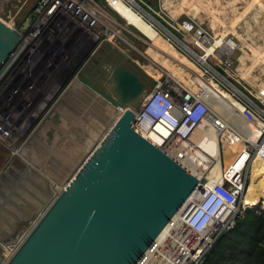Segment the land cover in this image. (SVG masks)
Instances as JSON below:
<instances>
[{"label": "water", "instance_id": "obj_1", "mask_svg": "<svg viewBox=\"0 0 264 264\" xmlns=\"http://www.w3.org/2000/svg\"><path fill=\"white\" fill-rule=\"evenodd\" d=\"M19 39L0 19V76ZM76 70L66 87L82 92L65 101L69 89L61 93L60 108H48L25 137L23 150L35 140L34 159L14 153L0 168V264H134L203 181L131 128L151 80L123 50L104 39ZM66 120L102 132L76 161L62 148Z\"/></svg>", "mask_w": 264, "mask_h": 264}, {"label": "built area", "instance_id": "obj_2", "mask_svg": "<svg viewBox=\"0 0 264 264\" xmlns=\"http://www.w3.org/2000/svg\"><path fill=\"white\" fill-rule=\"evenodd\" d=\"M122 1L156 36L190 63L192 73L199 77L195 79L196 88L185 86L145 52L136 49L122 36L120 29L113 27L112 18L96 0H35L22 19L26 22L23 28L5 22L20 34L17 69L27 73L36 65L44 68L54 61L51 71L60 65L65 75L67 60L60 64V59L55 58L61 43L60 40L57 44L56 40L61 34L71 38L78 55L85 50L89 53L104 39L115 44L111 40L113 37L137 53V57L130 56L128 50L119 47L151 80L133 110L131 128L197 180L202 178L203 181L190 191L134 264H201L215 239L232 228L243 210L249 207L243 204V196L250 164L254 158L264 159V88H253L241 77L232 76L231 66L239 46L233 34L210 32L185 13L173 16L162 8L154 9L136 0ZM260 1L264 8V0ZM103 2L113 10L108 0ZM132 28L135 32L125 31L146 39ZM79 64L72 77L77 74ZM234 81L242 82L243 86L239 87ZM205 83L212 85L207 87ZM215 90L223 91L232 103L216 108ZM1 103L0 142L11 154L23 153L22 136L26 127L23 129V121L13 119ZM255 126L258 127L256 135L253 133ZM211 137L217 157L231 154L225 166L219 164L222 158L216 159L206 149ZM216 160L218 169L210 174ZM12 249L8 248L7 253Z\"/></svg>", "mask_w": 264, "mask_h": 264}, {"label": "rangeland", "instance_id": "obj_3", "mask_svg": "<svg viewBox=\"0 0 264 264\" xmlns=\"http://www.w3.org/2000/svg\"><path fill=\"white\" fill-rule=\"evenodd\" d=\"M35 0H0V19L6 23L12 22L14 19L22 20L27 13L30 10V7L34 3ZM97 3L108 13V15L113 20V27H116L120 29V33L122 36L131 42L132 45L136 47V49L145 52L150 58H152L159 66L163 67L168 73H170L172 76H174L176 79H178L180 82L185 84L188 87L194 86L195 83V77L191 74L192 67L190 63L184 59L180 54L173 50L171 47H169L159 36H156L153 32V30L139 17H133L132 11L125 5L122 4L124 8L115 9L113 5L110 3V7L115 11L109 9L103 2V0H96ZM137 2L149 5L152 8H157V0H146L149 4H146L143 2V0H136ZM247 0H196L192 6H188L190 2L189 0H159L161 5H164V2L166 4L164 5V11L168 12L170 15H178L179 13H185L192 17H194L198 22L201 23L205 28L210 29V32L213 33H220L225 31L227 28L224 29L221 23L226 24V20H230L235 14H237L238 11H241L246 3ZM172 5V6H170ZM197 5V6H195ZM206 7H210L214 9L225 21H222L219 19V16L216 18H212L210 15H208L206 11ZM209 8V9H210ZM172 9V10H170ZM208 11V10H207ZM212 13V12H211ZM107 15V16H108ZM264 12L258 8L257 6H253L251 10L246 12L243 17L240 19L239 23H234L228 28H235L236 32L233 33L231 30H227V33L233 34L239 41V46L237 48V52L234 59V64L231 66L233 77H241L245 83H247L249 86L256 88V87H263L264 88V56L260 53L263 52L262 49H264ZM263 18V19H262ZM263 20V21H262ZM221 22V23H220ZM129 24L131 26H134L137 31L142 34L146 39L139 38L138 35L132 36L129 32L125 31V29L135 32V30L126 25ZM239 24V25H238ZM124 27L125 29H123ZM238 35H242L246 41H241ZM64 37V39H62ZM61 40V43L59 42V47L57 48V55H55V58L60 59V64L66 63L67 60V66L65 67L67 69L64 77L62 78V92L68 90L69 93H66L65 97L62 96V98L71 97V90L70 88L66 87V81L70 74L73 73V70H75L76 66L81 62L82 58L87 54L85 51H81V54H79V51L75 52L76 47L73 44V41L69 36H64V34H61L57 38V44L58 41ZM62 40L64 42H62ZM118 47H121L123 49L128 50L130 56H136L137 53L129 48L126 44H124L121 40H119L117 37H113L111 39ZM149 42V44H148ZM156 49V50H155ZM259 50V51H258ZM159 51L160 53H157ZM137 57V56H136ZM24 58V57H22ZM139 61L143 63L140 57H138ZM10 64V63H9ZM7 65L10 69V65ZM18 64H16L17 66ZM184 66L189 71H186L181 66ZM7 68V69H8ZM149 71V68H146ZM191 71V72H190ZM150 73H153L152 71H149ZM194 73V72H193ZM157 74V71L155 70L154 76ZM236 85L239 87L243 86V83L240 81H234ZM57 92V91H55ZM59 92V91H58ZM60 93V95H61ZM59 100V99H58ZM56 104V108H60V103L56 100L49 102L46 106L48 108L52 107ZM37 118V117H36ZM78 119V118H77ZM36 119L30 120L29 126L33 125L34 121ZM66 125L64 127V132H67L68 140H65L63 143V149H66L68 151V159L76 161L80 155L83 153H87L89 150H91L92 146L96 144V141L100 138L102 132L99 133V135L96 136V134H92L94 131H89V126L87 123H80L78 126H75L74 123L69 122L68 120L65 121ZM27 127L23 131V136L25 140V136L28 132V129L31 128ZM85 126V130H81V127ZM35 141H32V143H28L24 150L22 151L25 156H27L30 159H34V151L33 147ZM76 143V145H75ZM25 144V141H24ZM73 146V147H72ZM69 149V150H68ZM1 150H4L5 153L7 152L9 158L10 155H12L8 148H6L1 142H0V153ZM14 154V153H13ZM18 154V153H17ZM42 155H45V152L38 151L35 152V157L39 158ZM59 155L57 154V159ZM51 159L50 163L57 164L54 160ZM5 160V162H6ZM68 160L65 164H63V167H60L59 164H57L58 167L63 169H69L71 162ZM5 162L2 164L0 168L3 167ZM64 166L66 168H64ZM59 169V168H58ZM47 172L50 173V171L47 170ZM264 213V212H262ZM8 251H6L7 254Z\"/></svg>", "mask_w": 264, "mask_h": 264}, {"label": "crops", "instance_id": "obj_4", "mask_svg": "<svg viewBox=\"0 0 264 264\" xmlns=\"http://www.w3.org/2000/svg\"><path fill=\"white\" fill-rule=\"evenodd\" d=\"M189 1H193V2H190L188 6H192L194 2H196V0H189ZM143 2L149 4L146 0H143ZM165 4L166 2H164V5ZM164 5L162 6L159 0H157V8L163 7L162 9H164ZM261 5L262 3L260 0H247L244 6L241 7L242 10L238 11L237 14H235L228 21L227 20L225 21L222 18H220L219 14L210 7H209L210 9L206 7L205 12L208 15H210L212 18H216V16L217 17L219 16V19L227 22L226 24L220 22L225 29L231 26L230 25L231 22L232 25L236 23L235 25H233L236 26L237 23H239L240 19L243 17V15L249 10H251L253 6H257L261 10H264V8H262ZM22 23H23L22 20L19 21L17 19H14L12 21V24L15 25L16 27L22 25ZM240 39L241 41H245L242 35L240 36ZM20 50L21 49L17 50L15 56L10 62L11 64L10 69L6 67L0 76V101L2 102L1 105L3 106V109L9 112L13 119L17 118L22 121L24 120L28 121V124L25 128L27 129L30 123L29 120L32 121L33 119H36L37 121L34 120L36 121L35 123L36 125L38 123V120H40L41 117L46 113L48 109L46 105L49 102L54 100L56 101L59 98V95L62 92V88H63V87L61 88L62 86L61 80L64 77V74L61 73L60 65H58L54 69V71H51V68H53L54 66L53 65L54 61H51V63L44 68H42L39 65H36L35 67L30 68L27 73L24 72L22 73V71H19L17 69L18 65L16 66L17 62H20L18 61V59H20L19 57L20 56L19 54L21 53ZM262 50L263 52L260 53L264 56V49ZM70 92L72 96L76 97V95L82 92V89L80 86H75V88ZM65 100L66 98L63 101ZM32 112H35L34 115ZM33 127L34 125L31 126L30 129H28V132L25 137H28L30 135ZM1 152L2 153H0V167L8 157L7 152L5 153L4 150H1Z\"/></svg>", "mask_w": 264, "mask_h": 264}, {"label": "trees", "instance_id": "obj_5", "mask_svg": "<svg viewBox=\"0 0 264 264\" xmlns=\"http://www.w3.org/2000/svg\"><path fill=\"white\" fill-rule=\"evenodd\" d=\"M201 264H264V214L245 208L233 227L215 239Z\"/></svg>", "mask_w": 264, "mask_h": 264}, {"label": "bare ground", "instance_id": "obj_6", "mask_svg": "<svg viewBox=\"0 0 264 264\" xmlns=\"http://www.w3.org/2000/svg\"><path fill=\"white\" fill-rule=\"evenodd\" d=\"M109 3L111 5H113V7L115 9H120V8H124L122 6V4H125L122 0H108ZM127 7L128 5L125 4ZM129 8V7H128ZM163 8V7H162ZM132 11V16L134 17H139L141 20H143L136 12H134L131 8H129ZM264 12V10H262ZM264 17V16H263ZM263 19V18H262ZM144 21V20H143ZM263 21V20H262ZM145 22V21H144ZM146 23V22H145ZM147 24V23H146ZM148 25V24H147ZM149 26V25H148ZM134 27V26H132ZM135 28V27H134ZM136 29V28H135ZM137 30V29H136ZM227 30H231L233 33L236 32L235 28H227L225 31L220 32L221 34H223L224 32H226ZM237 33V32H236ZM238 34V33H237ZM240 38V35H238ZM156 50V49H155ZM157 53H160L159 51H157ZM161 54V53H160ZM147 55V54H146ZM181 66V65H180ZM183 69H185L186 71H189L187 68H185L184 66H181ZM191 72V71H190ZM191 74L196 78V80L199 78L198 76H196L195 74H193L191 72ZM239 77V76H238ZM185 85V84H184ZM205 85H209L211 86V83H205ZM186 86V85H185ZM207 86V87H209ZM188 87V86H187ZM190 88H196V85L194 83V86L190 87ZM215 94L218 97L217 102L215 103L216 108H220V106L222 107L223 105L225 107H228V105H230L232 103V100H230L228 98V96L221 90H215ZM33 115L35 112H32ZM30 121V120H29ZM24 127L23 129L27 126L28 121L24 120L23 122H21ZM258 130V127L255 126L253 128V133L254 135H256ZM93 135L96 134V132L92 133ZM97 136V134H96ZM150 141H154V139L152 137L149 136V134H147L146 136ZM206 149L216 158L219 160V158H222V162L219 161V164H223L224 166L229 163V160L231 159V154H224L221 155L220 157L216 156V149H215V141L214 138L211 137L209 143L206 146ZM226 152V149H225ZM231 151L227 150V153ZM218 160L215 161L213 167L211 168V172L210 174L215 171H217L218 169ZM243 204L248 205L250 208H252L253 210L256 211H263L264 212V159H260V158H254V160L252 161V163L250 164V168H249V173H248V183H247V188L245 190L244 196H243Z\"/></svg>", "mask_w": 264, "mask_h": 264}, {"label": "flooded vegetation", "instance_id": "obj_7", "mask_svg": "<svg viewBox=\"0 0 264 264\" xmlns=\"http://www.w3.org/2000/svg\"><path fill=\"white\" fill-rule=\"evenodd\" d=\"M94 51H95V46L89 51V53H87V54L84 56L83 60H82L81 63L79 64V68L81 67V65H83V64L85 63L86 59H88L89 56H90ZM94 54H95V53H94ZM72 74H73V73H72ZM72 74L69 75V77H68V79H67V81H66V84L68 83V81H69L70 78L72 77ZM75 145H76V143H75ZM72 147H73V146H72Z\"/></svg>", "mask_w": 264, "mask_h": 264}]
</instances>
